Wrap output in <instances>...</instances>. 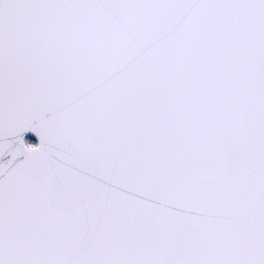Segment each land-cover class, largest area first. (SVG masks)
Listing matches in <instances>:
<instances>
[{"label":"snow or ice","instance_id":"obj_1","mask_svg":"<svg viewBox=\"0 0 264 264\" xmlns=\"http://www.w3.org/2000/svg\"><path fill=\"white\" fill-rule=\"evenodd\" d=\"M0 264H264V0H0Z\"/></svg>","mask_w":264,"mask_h":264}]
</instances>
